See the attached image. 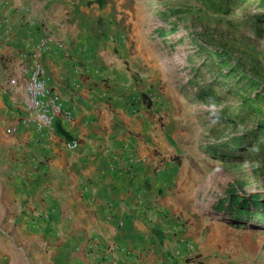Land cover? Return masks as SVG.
I'll return each mask as SVG.
<instances>
[{
  "label": "crops",
  "instance_id": "obj_1",
  "mask_svg": "<svg viewBox=\"0 0 264 264\" xmlns=\"http://www.w3.org/2000/svg\"><path fill=\"white\" fill-rule=\"evenodd\" d=\"M4 1L0 264H222L211 244L228 245L202 234L194 171L174 157L170 98L155 97L120 43L89 27L52 32L41 63L71 118L54 120L51 139L31 123L6 131L27 114L24 84H7L20 77L17 52L48 32L31 25L22 0ZM70 139L79 145L65 147Z\"/></svg>",
  "mask_w": 264,
  "mask_h": 264
},
{
  "label": "rangeland",
  "instance_id": "obj_2",
  "mask_svg": "<svg viewBox=\"0 0 264 264\" xmlns=\"http://www.w3.org/2000/svg\"><path fill=\"white\" fill-rule=\"evenodd\" d=\"M21 7L36 29L89 27L91 36L120 43L155 97L167 92L174 157L194 171L202 234L213 231L228 245L211 244L208 255L264 264V0H22Z\"/></svg>",
  "mask_w": 264,
  "mask_h": 264
},
{
  "label": "built area",
  "instance_id": "obj_3",
  "mask_svg": "<svg viewBox=\"0 0 264 264\" xmlns=\"http://www.w3.org/2000/svg\"><path fill=\"white\" fill-rule=\"evenodd\" d=\"M0 24H9L8 17H2ZM55 41L50 33H44L38 41L31 47L21 48L17 52V62L15 68L19 71L18 76H11L7 81L8 87L17 88L20 81L24 84L26 100L24 101L25 116L20 118L6 128L8 133H14L19 128V123H31L40 136L44 134L51 139V129L53 122L58 117L64 119L71 118V111L64 107L63 101L58 92L49 85V77L45 71L41 56L47 49L48 45ZM61 41L56 40L57 44ZM79 145L77 139H70L64 142V146L74 149Z\"/></svg>",
  "mask_w": 264,
  "mask_h": 264
},
{
  "label": "trees",
  "instance_id": "obj_4",
  "mask_svg": "<svg viewBox=\"0 0 264 264\" xmlns=\"http://www.w3.org/2000/svg\"><path fill=\"white\" fill-rule=\"evenodd\" d=\"M246 141H247V140L240 139V140H235L234 142H235L236 144H238V142H240V143H242V144H246Z\"/></svg>",
  "mask_w": 264,
  "mask_h": 264
}]
</instances>
